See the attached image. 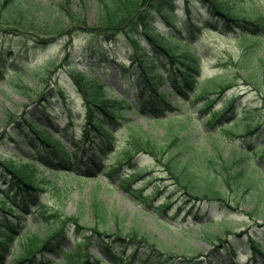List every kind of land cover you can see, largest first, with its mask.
Returning a JSON list of instances; mask_svg holds the SVG:
<instances>
[{
	"label": "rangeland",
	"instance_id": "rangeland-1",
	"mask_svg": "<svg viewBox=\"0 0 264 264\" xmlns=\"http://www.w3.org/2000/svg\"><path fill=\"white\" fill-rule=\"evenodd\" d=\"M30 9L39 18L50 13L65 0H23ZM184 1L179 0L178 10L175 12L179 26L184 30L183 36L178 35L179 40L190 39L193 43L192 48L196 49L200 55L202 67L201 80L206 86H211L219 81L233 82L234 87L225 92L214 109H219L222 105L227 104L235 98V109L231 114L224 115L223 120H235L237 127L244 130L247 125L256 126L260 124L258 132L254 135L243 137H232V140L246 150L245 159L235 168L247 167V180L257 181L256 185L245 191L246 187L230 182V186L223 183L225 199L238 210L227 208L220 202L204 201L197 204L192 201L186 204L189 198L186 191L173 178L168 168L159 164L156 159L147 155L140 154L135 156L130 163L125 160V147L133 139L132 125L138 127L137 132L142 133L144 137H150L164 148L163 162H167L171 156L177 155L185 147H189L191 153L197 157L196 162L191 163L190 168L195 169V165L200 164L199 170L201 175L216 176L220 171V165L231 159L232 149L230 143H227V136L222 134L221 138H216L206 132L203 122H188L183 119L159 123L153 121L150 114L136 105L134 84L138 81L137 65L130 64V52L124 45L117 47H106L111 52V59L117 55V62L109 60L106 64L99 66L96 62H91L89 58L76 57L75 61L80 65L78 69H67L66 67L57 66L52 71L46 69L45 61L50 56L60 57L63 44L61 41L54 42L48 46H39L33 48L29 54V62L26 65L33 68L32 76L28 79H18L10 82L9 79L0 81V157L9 161L13 159L17 165H30L22 160L24 157L35 159L36 155H30L24 151L25 145L18 144L14 138L8 135L19 131L20 122L24 117L40 116L41 122L46 125V117L43 116L39 103V95L48 88L62 86L66 88L71 96V105L74 107V116L77 119V125H82L85 110L82 105L80 94L72 84L71 76H85L83 83L96 89L98 84L93 81V76L85 69V63L93 66V72L99 75L104 81L111 86L109 97L129 100L133 109L125 106L123 115L125 121L121 126L115 127L114 142L112 149L106 153H100V169L90 174L89 177L80 178L85 172L77 175L61 174L56 168L49 170L43 166H33L25 169V173L32 178L43 189L37 200L33 203V212L28 216H22L18 210L7 205V208L17 215L22 222L27 223L30 232H36L37 235L44 237L50 234L52 230L59 227L62 221L68 218H75L80 223L79 227H71L66 231L65 240L62 241L65 251L72 252L76 245L82 243V239L90 235L91 229L96 224L95 205H100L101 209L106 212L107 222L100 224V231L110 235H121L125 239L124 246L116 251L121 261L124 263L135 262L139 264L151 252L150 245L160 249L166 256L170 257L169 264H184V261L195 258L194 260H203L205 263L212 261L213 264H228V253L235 251L239 257L237 264H244L250 254L247 245L235 247L228 250H219L212 253L214 245L219 244V237L228 239L231 243H236L240 238L238 234L246 232L243 239L246 241L249 234L260 240L264 247V174L253 170L252 165L264 167V158L261 155L254 156V152L247 149V145H253L256 149L258 143L264 144V102L262 97L253 86H249L245 77L247 71L253 69V63L250 58L255 55L256 48L253 46H241L236 42L238 32L225 31H201L196 38L189 35L191 26L187 20L184 10ZM231 7H234L237 13L264 17V4L254 0H224ZM264 1V0H261ZM72 8H80L90 25L95 24L98 4L96 0H71ZM264 3V2H263ZM202 6V5H201ZM194 14L193 23L202 26L204 21L212 19L210 13L196 5H191ZM164 31H170L165 24H160ZM84 39L81 35L77 40L78 43ZM7 44L12 45L11 43ZM245 62V63H244ZM251 62V63H247ZM21 60L18 58L15 62L7 60L6 66L12 68L19 65ZM121 65V66H119ZM247 65V66H245ZM91 77V78H88ZM164 89L170 90L171 85L167 83ZM175 100V98H171ZM181 103L176 102L175 106ZM198 118L200 114L193 110ZM185 108L184 111H188ZM147 111V110H146ZM175 113H182L175 112ZM144 114V115H142ZM147 117V118H146ZM33 119V118H32ZM65 121H68L67 115ZM198 123V125H197ZM54 131V129H52ZM63 131V129H62ZM75 135L79 138L81 128L77 127ZM61 135H64L61 132ZM140 135V134H139ZM178 141H176V136ZM71 150H69L70 152ZM75 153V152H73ZM182 153V152H181ZM188 153V152H187ZM90 153L85 154L84 149H79L77 156L88 162ZM96 155V154H95ZM94 155V156H95ZM187 155V154H186ZM185 154L179 158L186 157ZM97 156V155H96ZM238 157V155H237ZM214 159L215 164L210 165V159ZM96 161V162H98ZM99 163V162H98ZM119 163H122L119 165ZM19 170L21 167L12 166ZM112 167L116 168L113 176H109ZM0 165V169H1ZM95 170V169H94ZM143 175L134 181L129 189L121 187L123 179H128L132 173ZM24 173V174H25ZM25 174V175H26ZM92 175V176H91ZM85 176V175H84ZM28 177V176H27ZM3 185L0 184V189ZM160 189L162 195L159 196L156 204L162 201H172L173 208L169 212L155 211L154 207L141 204L138 198L130 195L136 192L139 195H152L153 191ZM196 192L204 194L202 183L196 181ZM1 202V201H0ZM155 204V205H156ZM184 210L178 215L179 208ZM257 210V211H256ZM252 214V215H251ZM11 222H15L13 216L9 217ZM209 223L208 227L202 223ZM136 236V240L131 237ZM18 236V234L16 235ZM12 236L16 241L17 237ZM131 236V237H130ZM98 237L93 235L90 246L92 257H101L93 247L98 243ZM27 237L21 240L26 241ZM113 238H111L112 240ZM142 241V243H140ZM14 243H10L13 246ZM15 255L9 256L4 264H12ZM57 257V258H56ZM43 258L47 261L60 260L63 264L62 257L47 252ZM146 264H164L163 260L157 262L156 257L150 258Z\"/></svg>",
	"mask_w": 264,
	"mask_h": 264
},
{
	"label": "trees",
	"instance_id": "trees-1",
	"mask_svg": "<svg viewBox=\"0 0 264 264\" xmlns=\"http://www.w3.org/2000/svg\"><path fill=\"white\" fill-rule=\"evenodd\" d=\"M96 1L98 4L97 18L95 24L90 25L82 13L81 7L75 9L71 7V0H65L64 3L59 5V8H55L41 18L35 15L23 0H0V38L12 44L0 42V80L8 74V68L5 65L7 59L15 60L20 57L23 62H26L31 49L39 46H48L59 40L66 42L63 48L64 56L61 59H58L57 56L47 58L45 63L47 68L56 66L59 63L63 67H77L74 63L73 51L82 54L84 57L100 60V63H104L111 58V53L105 48L104 43L113 44L115 47L124 45L132 53V63H136L139 67L137 72L140 82L137 86L136 94L138 104H143L146 109H149L158 122L171 123L176 119H183L192 123L194 121L203 122L206 124L209 133L217 138H220V133L223 132L229 138L233 149L231 159L224 161L220 165L221 171L216 176L208 177L201 175L199 170H197L200 168L199 160L196 163L197 165H195V170L189 168V165L198 159L191 153L189 147H185V151L181 150L183 153L188 152L187 157L179 158L182 155L179 152L177 155L171 156L167 162H163L164 148L151 138L144 137L143 134L134 137L136 140L134 143L137 147L134 148V153H132L130 148L128 149L125 153L126 160L130 161L138 152L151 155L159 163L166 165L172 176L184 187L187 195L197 201L226 202L224 188L220 184L221 180H225L227 184H229L228 180H232L238 187H246L245 191L255 186V181L248 182L247 180L246 166L240 167L238 170L234 169V165H239L245 159L244 155L237 157V151L241 154H246L247 152L244 150L245 148L238 146L232 140V137H240V134H244L243 137L253 135L258 132L261 125H247L242 131L237 127L235 120L229 123L222 119L223 115L231 114L234 111L237 101L235 98L218 110L212 109L220 97L235 85L233 82L223 80L211 86H206L201 81L202 67L199 54L190 48L189 42L182 45L178 39L177 30L180 29V26L175 14L178 9V0ZM197 1L185 0L184 9L189 18L192 16L189 6L190 4H196ZM199 1L207 5L216 21V23L207 22L206 30H211L212 28L218 30L225 27L229 30H236L239 33V37L236 39L237 43L241 46H253L256 48V56L249 59L253 63V69L247 71L245 80L261 96L264 95V17L241 16L224 0ZM260 3H263V1H260ZM161 22L167 24L171 31L165 32L162 30L159 27ZM80 34L86 35L82 44H78L75 41ZM30 72L31 69L26 65H18L10 69L8 77L11 81L19 78L28 79L31 77ZM72 78L78 92L82 96L83 107H85L87 114L86 125H84L82 132L83 139L81 141L83 143L81 144L90 145L93 148L98 147V149L105 152L109 149L111 140L115 135L116 125H120L124 119L122 111L125 109V105L132 109L133 107L130 101L109 97L107 93L109 86L104 81L98 82L100 80L98 76H96L97 79H94L97 80L96 83L98 84L96 89L83 83L86 80L85 76ZM166 83L171 85L169 91L161 89ZM211 95L215 96L211 97ZM171 98H175V100ZM262 99L264 102V97ZM70 102L71 96L68 90L61 86L48 88L39 95L41 106L45 108H60L64 106L72 120L74 115ZM176 102L181 103V105L174 107ZM189 107L197 110L200 117L197 118L195 116L197 113L190 111ZM185 108L189 110L184 111ZM208 110H211V112L206 114ZM181 111V114L167 115L170 112ZM73 124L74 122H69L66 130H72L70 128ZM22 125L20 136L23 137V142L28 144L27 148L31 152H45V156L40 158L44 164H54L57 167L65 166L72 173L75 172L74 170H80V167H72L73 164L69 160L75 157H72L67 152L70 144H76L73 143L74 141L65 142L63 137L59 134L53 135L36 119L25 117L23 123L20 122L19 127ZM12 135L14 136V134ZM176 141H178V137ZM131 146L133 147L132 143ZM249 149L253 150L251 146H249ZM254 154V156H264V144H260ZM209 163L213 166L215 164L214 159H210ZM2 166L10 173V180L8 181L6 174L3 176V173L0 172V183L7 185L10 183L9 189L13 193L9 195L7 192H3L0 195L1 198L13 207L15 205L11 204V202L15 201L14 203L17 205L15 208L28 213L30 210L28 202L36 200L35 193L40 189L35 186L30 176L26 173L25 175L23 171L11 169L5 163H2ZM252 166L253 170L264 174V168L255 164ZM51 169L53 170V167ZM130 177L132 180H136L137 175L133 174ZM197 180L198 183H202L204 194L196 192ZM13 195L14 197H12ZM20 199L21 201H19ZM170 206L171 203H164L159 205L158 209L167 211ZM0 211L4 213L5 217L4 219L0 218V238L6 235L7 230H11L14 233L23 229L21 226L16 227V229L12 228L10 222L6 219L8 211L4 203L0 204ZM98 216L102 222L107 221L100 211H98ZM18 222L21 223V221ZM73 223L79 226L77 221ZM203 224L204 226H209L208 223ZM65 225L66 223L63 226ZM62 233L63 228H58V230L44 239L36 234L26 233L27 241H21L19 261L31 264L47 252L60 254L63 251L60 244ZM95 234L101 239L100 245L96 248L102 253L104 258L110 260L111 264H121L120 257L115 251V244L121 242V246H123L124 240L121 237H117L111 243H108L101 232L96 230ZM23 235L20 234V236ZM136 236H133L134 239H136ZM105 237L110 238L107 235ZM238 237L240 240L236 243L219 238L220 243L214 246L212 253L219 250L229 249L230 251L231 248L235 247L236 249V247L247 245L248 250L251 252L249 257L251 263L249 264H264V247L260 240L254 236H249L245 241L242 239L243 234L238 235ZM85 241L89 243V238L85 239ZM83 254L90 256L89 252L83 248H77L71 254L65 253V264H74L76 261L81 264L82 260L80 258L84 256ZM149 254L141 264H145L152 255H155L159 262L166 258L162 252L154 247ZM234 254L235 251L228 253L229 256ZM194 259L184 261V264H213L212 261L205 263L203 260ZM163 261L168 264V259ZM87 262L88 264H110L106 259L98 257L95 258V263ZM41 264L45 263L41 261ZM231 264H235L233 259H231Z\"/></svg>",
	"mask_w": 264,
	"mask_h": 264
}]
</instances>
